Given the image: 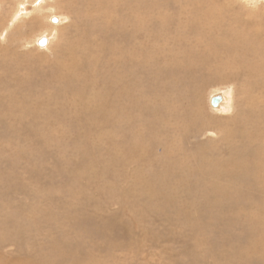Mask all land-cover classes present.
<instances>
[{"label":"rangeland","instance_id":"374dc122","mask_svg":"<svg viewBox=\"0 0 264 264\" xmlns=\"http://www.w3.org/2000/svg\"><path fill=\"white\" fill-rule=\"evenodd\" d=\"M86 1L0 0V218L5 231L11 234L18 227L5 224L10 219L28 227L35 219L43 218L34 227L50 230L49 234L44 230L19 234V241L8 242L4 260L13 264L8 262L11 252L26 239L34 246L45 247L50 236L51 243L71 244L74 250L92 253L103 264L247 263L245 250L259 239L249 243L240 239L243 230L251 227L246 214L226 212L231 230L222 232L221 226L215 225L218 212L205 202L210 193L206 182L201 183L198 193L192 190L199 184L195 176H190L189 184H174L170 196L162 197L158 192L164 186L149 178L160 149L139 147L132 155L122 157L124 154L115 150L121 136L108 119L110 113L105 124L96 121L94 129H86L80 120L92 114L84 109L79 112L72 94L80 96L88 85L70 81L67 90L66 82H51L55 56L61 64L71 56L80 61L74 46L84 35L82 23L86 19L81 5ZM212 1L218 12L223 10L224 26L230 23L239 32V24L257 34L262 41L258 45L264 42V0ZM25 6L30 9L24 10ZM168 9H163L167 12L166 26L183 21V10ZM107 37L112 39L106 34L99 41ZM44 38L45 46L40 42ZM164 43H156L163 52ZM206 76V84L198 86L201 99L197 108L206 114L205 122L209 117L216 121L208 126L217 130L213 134L198 131L205 127L198 119L188 126L184 146L204 147L212 158L203 159L223 166L234 151L219 127L241 114L242 95L239 85L215 78L211 72ZM42 78H49V82L32 83ZM217 97L222 101L214 108L211 100ZM175 162L181 163L178 156ZM260 237L264 238L262 233ZM46 249L54 253L50 247ZM263 252L264 242L263 247L254 250L253 261L264 262Z\"/></svg>","mask_w":264,"mask_h":264},{"label":"bare ground","instance_id":"6f19581e","mask_svg":"<svg viewBox=\"0 0 264 264\" xmlns=\"http://www.w3.org/2000/svg\"><path fill=\"white\" fill-rule=\"evenodd\" d=\"M25 7L22 8L30 9ZM170 7L183 10V21L172 27L166 26L165 17L166 8ZM81 8L86 19L82 23L84 35H80L74 46L80 61L71 56L69 61L61 64L55 56L51 65L54 71L49 77L51 82L57 79L62 85L66 82L67 90L71 87L70 81L88 85L80 96L75 92L72 94L79 112L84 109L92 114L80 120L84 121L86 129H94L93 124L96 121L105 124L107 113H110L108 119L114 122L115 130L121 136L115 150L124 154L122 157L132 155L139 147L160 149L161 154H158L149 178L164 186L165 189L158 192L162 197L170 196L169 189L174 184L190 183V176H195L199 184L192 190L198 193L201 183L206 182L210 193L205 202L218 212V218H215L218 224L215 225H220L222 232L231 230L226 212L233 210L246 214L251 227L243 230V238H239L248 243L254 238L259 240L246 248L248 261L245 264H264L260 260L253 261L254 250L263 247L264 242L260 237L261 233L264 236V42L258 45L262 41L257 34L239 24H236L241 27L239 32L230 23L224 26L223 10L218 12L212 0H87ZM106 34H111L112 39L107 37L100 42ZM163 40L165 57L161 45L156 44ZM40 42L45 46L47 40L44 38ZM207 72L239 85L242 95L241 114L219 127L224 140L234 151L223 166L203 159L210 157L204 147L191 149L184 146L188 126L198 119L205 126L198 131L211 133L217 130V127L208 126L216 121L209 117L205 122L206 114L197 108L201 99L197 94L198 86L208 81ZM49 78L32 83H48ZM219 98L222 101V97ZM177 156L181 163L175 162ZM178 191L180 189L175 192ZM41 220L44 219H35L28 227L21 224L23 228L17 224L19 221L7 220L5 224L18 227L11 234L5 231L4 221L0 218V264H7L4 260L7 244L19 241V234L42 230L49 234L48 229L34 227ZM45 221L49 222L48 219ZM234 238L239 244L238 237L234 235ZM47 241L45 247H38L26 239L23 244L19 243L17 251L11 252L12 259L8 262L103 264L92 253L82 252L80 248L74 250L71 244L60 246L55 240L51 243L50 236ZM47 247L54 253L48 252Z\"/></svg>","mask_w":264,"mask_h":264},{"label":"water","instance_id":"95a60500","mask_svg":"<svg viewBox=\"0 0 264 264\" xmlns=\"http://www.w3.org/2000/svg\"><path fill=\"white\" fill-rule=\"evenodd\" d=\"M42 44V43H41ZM221 101V99L219 98V97H217V98H213L212 100H211V104H212V106H217L218 104H219V102Z\"/></svg>","mask_w":264,"mask_h":264}]
</instances>
